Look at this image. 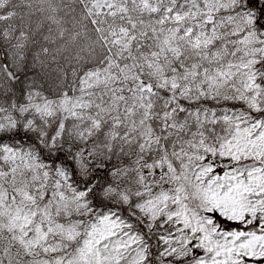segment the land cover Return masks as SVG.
<instances>
[{
    "label": "snow or ice",
    "instance_id": "snow-or-ice-1",
    "mask_svg": "<svg viewBox=\"0 0 264 264\" xmlns=\"http://www.w3.org/2000/svg\"><path fill=\"white\" fill-rule=\"evenodd\" d=\"M0 264H264V0H0Z\"/></svg>",
    "mask_w": 264,
    "mask_h": 264
}]
</instances>
